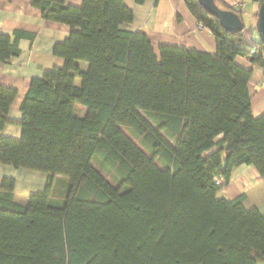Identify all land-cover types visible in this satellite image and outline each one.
<instances>
[{
	"label": "trees",
	"instance_id": "1",
	"mask_svg": "<svg viewBox=\"0 0 264 264\" xmlns=\"http://www.w3.org/2000/svg\"><path fill=\"white\" fill-rule=\"evenodd\" d=\"M184 1L215 52H157L147 34L124 28L135 17L124 0H31L71 33L53 49L63 65L30 83L21 138L0 137L1 164L48 175L27 205L3 179L0 264H264V213L247 209L244 194L218 196L240 165L264 177V113L252 112V69L236 63L264 67V44L256 32L260 48L249 47L243 31ZM215 2L244 20L240 7ZM22 38L35 34L0 33V62L21 54ZM16 97L0 84V130ZM72 99L86 114L70 112Z\"/></svg>",
	"mask_w": 264,
	"mask_h": 264
},
{
	"label": "crops",
	"instance_id": "2",
	"mask_svg": "<svg viewBox=\"0 0 264 264\" xmlns=\"http://www.w3.org/2000/svg\"><path fill=\"white\" fill-rule=\"evenodd\" d=\"M223 1L228 6L243 9L244 15L246 12L244 43L249 47L258 43L254 14L260 4L251 0ZM124 2L135 14L134 20L125 24L124 28L147 34L157 52L161 45L215 52V36L209 28L200 24L184 0H145L143 4H138L136 0ZM67 4L79 6L82 0H67ZM16 31L33 33L35 38H22L19 42L21 54L0 62V84L17 89V97L9 112L10 123L0 130V137L20 139L23 131L20 125L23 118L21 104L30 83L33 78L41 77L46 70L63 65V59L56 56L53 49L70 35L71 28L63 23L43 19L41 11L32 6L31 0H0V33L12 36ZM236 63L253 71L249 92L253 115L259 117L264 113V67L252 64L246 56H238ZM82 66L87 68V64ZM214 150L206 152V156ZM4 178L15 180V201L22 205L29 203L32 194L43 191L48 181V175L44 172L17 169L0 163V188ZM243 194L247 209L256 208L264 213V177L252 165L243 164L234 168L229 182L222 184L218 192L219 197L229 200Z\"/></svg>",
	"mask_w": 264,
	"mask_h": 264
},
{
	"label": "water",
	"instance_id": "3",
	"mask_svg": "<svg viewBox=\"0 0 264 264\" xmlns=\"http://www.w3.org/2000/svg\"><path fill=\"white\" fill-rule=\"evenodd\" d=\"M198 2L208 13L219 20L221 26L226 31L232 34L244 31V20L237 12L220 7L215 0H198ZM255 30L260 42L264 44V2L260 3L257 11Z\"/></svg>",
	"mask_w": 264,
	"mask_h": 264
},
{
	"label": "rangeland",
	"instance_id": "4",
	"mask_svg": "<svg viewBox=\"0 0 264 264\" xmlns=\"http://www.w3.org/2000/svg\"><path fill=\"white\" fill-rule=\"evenodd\" d=\"M246 12H245V15H244V20L246 22ZM246 28H248V21H247V24H246ZM78 83L80 82L79 80L77 81ZM70 112L75 115V116H83L84 114H86L87 112V108L85 106H82L80 104H77L73 99H72V103H71V106H70ZM122 129L138 144V142L129 134V132L124 128L122 127ZM140 146V145H139ZM207 155V154H205ZM95 167L101 171V173L114 185L116 186V183L106 174L104 173L96 164H94Z\"/></svg>",
	"mask_w": 264,
	"mask_h": 264
},
{
	"label": "built area",
	"instance_id": "5",
	"mask_svg": "<svg viewBox=\"0 0 264 264\" xmlns=\"http://www.w3.org/2000/svg\"><path fill=\"white\" fill-rule=\"evenodd\" d=\"M252 48L253 49H259L260 48V45L258 43H253L252 44ZM217 182L220 183V180L218 179Z\"/></svg>",
	"mask_w": 264,
	"mask_h": 264
}]
</instances>
